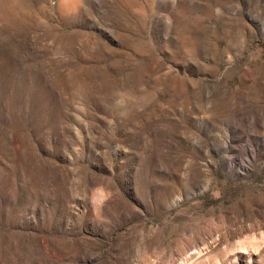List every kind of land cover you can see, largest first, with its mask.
I'll list each match as a JSON object with an SVG mask.
<instances>
[{
	"label": "rangeland",
	"instance_id": "1",
	"mask_svg": "<svg viewBox=\"0 0 264 264\" xmlns=\"http://www.w3.org/2000/svg\"><path fill=\"white\" fill-rule=\"evenodd\" d=\"M0 264H264V0H0Z\"/></svg>",
	"mask_w": 264,
	"mask_h": 264
}]
</instances>
